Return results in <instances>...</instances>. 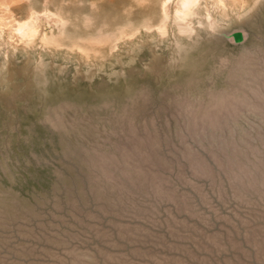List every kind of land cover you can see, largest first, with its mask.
<instances>
[{
  "label": "rangeland",
  "instance_id": "rangeland-1",
  "mask_svg": "<svg viewBox=\"0 0 264 264\" xmlns=\"http://www.w3.org/2000/svg\"><path fill=\"white\" fill-rule=\"evenodd\" d=\"M0 1V264H264V0Z\"/></svg>",
  "mask_w": 264,
  "mask_h": 264
},
{
  "label": "bare ground",
  "instance_id": "bare-ground-1",
  "mask_svg": "<svg viewBox=\"0 0 264 264\" xmlns=\"http://www.w3.org/2000/svg\"><path fill=\"white\" fill-rule=\"evenodd\" d=\"M199 1V0H196ZM1 2V1H0ZM167 5V4H166ZM169 9V8H168ZM19 26V25H18ZM35 32V23L33 20H29V22L27 21L26 24H24L23 27H21L18 30V33H20L21 36H27L29 33H34ZM36 33V32H35ZM34 33V34H35Z\"/></svg>",
  "mask_w": 264,
  "mask_h": 264
}]
</instances>
